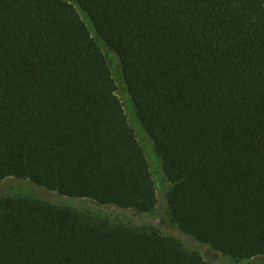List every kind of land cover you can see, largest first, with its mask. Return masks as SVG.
I'll return each mask as SVG.
<instances>
[{
	"label": "trees",
	"instance_id": "trees-1",
	"mask_svg": "<svg viewBox=\"0 0 264 264\" xmlns=\"http://www.w3.org/2000/svg\"><path fill=\"white\" fill-rule=\"evenodd\" d=\"M120 59L173 222L264 257V0H71ZM152 212L146 154L105 54L65 0H0V182ZM0 264H209L156 232L0 199Z\"/></svg>",
	"mask_w": 264,
	"mask_h": 264
},
{
	"label": "rangeland",
	"instance_id": "rangeland-1",
	"mask_svg": "<svg viewBox=\"0 0 264 264\" xmlns=\"http://www.w3.org/2000/svg\"><path fill=\"white\" fill-rule=\"evenodd\" d=\"M65 1L70 2L77 9L106 56L113 78L117 84V96L123 104L128 122L134 130L148 159L151 174L156 185L158 203L152 212L139 214L135 210H124L115 206H103L91 200L66 198L58 193L38 187L29 181L17 179H7L0 182V199L12 197L36 200L56 207L71 208L92 218L106 221L114 226L147 233L156 232L164 238L172 240L183 250L200 255L209 264H264V257L238 261L223 255L210 246L201 244L194 238L188 236L173 222L167 202L171 184L165 176L162 160L157 155L153 142L143 129L137 116L136 109L124 80L120 59L97 36L89 16L75 2L71 0Z\"/></svg>",
	"mask_w": 264,
	"mask_h": 264
}]
</instances>
